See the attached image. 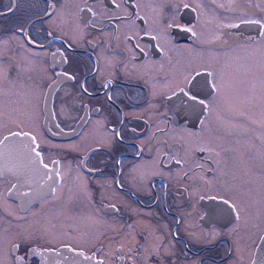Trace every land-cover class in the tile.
<instances>
[{
    "label": "flooded vegetation",
    "instance_id": "af4514ba",
    "mask_svg": "<svg viewBox=\"0 0 264 264\" xmlns=\"http://www.w3.org/2000/svg\"><path fill=\"white\" fill-rule=\"evenodd\" d=\"M242 20L264 0H0L4 264H264V27Z\"/></svg>",
    "mask_w": 264,
    "mask_h": 264
},
{
    "label": "snow or ice",
    "instance_id": "6c2138e0",
    "mask_svg": "<svg viewBox=\"0 0 264 264\" xmlns=\"http://www.w3.org/2000/svg\"><path fill=\"white\" fill-rule=\"evenodd\" d=\"M184 7L187 8L188 5H184ZM241 24H255V25H260L261 27H264V25H262L261 21H259V20H242L240 24H234V25H231V27L239 28L241 26ZM175 27L178 28L181 31H184V32H192L191 27H183V26H181L178 23L175 25ZM194 34L195 33H193V35ZM260 35L264 36V31H262L260 33ZM197 75H199V73H197ZM209 75H211V73H209ZM193 86L195 87L196 84L193 83ZM181 92H183V89H181ZM185 95H188V98L190 100H192V101H197L198 100V97L195 94H190L189 95V94L186 93ZM199 103L203 104V100H199ZM25 135H27V134H25ZM210 199L216 200V197H211ZM222 202L224 204H228L229 203L227 200H223ZM230 207L234 208L235 206L234 205H230ZM215 211H216L215 209L210 210V214H215Z\"/></svg>",
    "mask_w": 264,
    "mask_h": 264
},
{
    "label": "rangeland",
    "instance_id": "374dc122",
    "mask_svg": "<svg viewBox=\"0 0 264 264\" xmlns=\"http://www.w3.org/2000/svg\"><path fill=\"white\" fill-rule=\"evenodd\" d=\"M2 243V235L0 233V264H4Z\"/></svg>",
    "mask_w": 264,
    "mask_h": 264
}]
</instances>
